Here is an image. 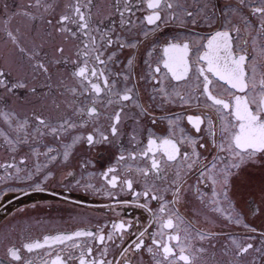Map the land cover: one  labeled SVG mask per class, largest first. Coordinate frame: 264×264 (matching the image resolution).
<instances>
[{
  "label": "snow or ice",
  "instance_id": "snow-or-ice-1",
  "mask_svg": "<svg viewBox=\"0 0 264 264\" xmlns=\"http://www.w3.org/2000/svg\"><path fill=\"white\" fill-rule=\"evenodd\" d=\"M201 25L212 31L198 34ZM169 28L175 33L165 37ZM162 124L166 134L156 131ZM78 145L116 149L99 187L87 173L93 162L81 161L82 187L112 201L105 207L113 212L143 210L148 224L133 231L137 222L121 218L46 234L8 246L0 264H199L224 235L225 255L252 252L251 264H264V232L244 222L232 196L243 168L264 166V0H236L224 11L214 0H5L0 150L9 162L0 169L11 171L0 183L43 191ZM125 192L130 200L119 198ZM189 193L211 216L242 225L249 242L197 227L199 210L180 211ZM113 247L119 254L109 258Z\"/></svg>",
  "mask_w": 264,
  "mask_h": 264
},
{
  "label": "flooded vegetation",
  "instance_id": "flooded-vegetation-1",
  "mask_svg": "<svg viewBox=\"0 0 264 264\" xmlns=\"http://www.w3.org/2000/svg\"><path fill=\"white\" fill-rule=\"evenodd\" d=\"M5 0H0V6ZM216 9L224 11L227 5H235L236 0H214ZM7 3L15 5V0H7ZM247 14L248 9L245 8ZM253 23L255 19L253 18ZM189 23V28H191ZM217 25H213V28ZM200 35H207L212 29L207 25L197 26L194 29ZM175 33L174 28L165 31L164 36L168 37ZM249 49L251 44L249 43ZM67 50V46H66ZM143 52V50H141ZM126 50L121 60L128 55ZM7 71V69H5ZM172 112L180 111L179 107L172 108ZM160 115V112H157ZM148 122L146 121V124ZM185 127H189L185 122ZM91 128L83 129L84 132L90 131ZM156 131L160 134H166V124L159 125ZM194 134V133H193ZM128 143L127 139L124 141ZM202 155H207L201 150ZM116 155V149L111 146L97 145L89 149L86 145H78L75 154L68 164H57L52 167L53 178L42 184L43 191H36L31 183H0V257L5 255L6 248L12 244L19 247L23 242L29 240L41 239L46 234L71 233L78 229H91L95 231L96 225L110 223L121 218L137 222L133 229L146 226L149 221L148 214L141 209L128 207L117 208L115 212L109 210L105 205L113 203L103 195H94L86 191L82 184L85 182L87 173L94 174L89 177L91 182L97 187L104 182L100 179L99 173L104 171L112 162ZM82 160L92 161L88 165L87 173L80 168ZM9 162V156L0 150V163ZM6 171L0 169V174ZM68 171L75 172V178L68 177L64 179ZM76 180L81 181V185L76 184ZM63 181V182H62ZM189 184L195 183V177L189 180ZM232 196L237 209L243 214V220L248 225L264 232V203L261 202L260 193L264 191V166H250L243 168L240 173L232 180ZM137 190H141L139 184L134 185ZM119 198L130 200V193H119ZM170 198V197H169ZM187 204L181 205L180 211L188 217H193L195 210L200 211V216L194 217L197 221V227L204 229H213L223 231L226 234H232L240 239L241 243L249 241L244 240L243 234L246 229L235 224H228L219 217L211 216L189 193ZM250 205L261 209L259 213L252 214ZM151 207H157L156 202H151ZM211 217L216 224L205 223L204 218ZM105 231H108L106 228ZM183 235V233H182ZM193 235H195L193 233ZM229 243L228 235L219 237V243L215 249H209L205 259L199 264H251L255 253L249 252L240 258H236L232 252L225 255L222 251L223 246ZM229 248H234L229 244ZM212 253H215L214 257ZM55 253H53L54 255ZM119 254V249L111 248L109 258ZM25 257L28 254L24 253ZM41 255L43 253L41 252ZM35 258V254H33ZM145 256V260H147ZM139 264V262H138ZM150 264V262H149Z\"/></svg>",
  "mask_w": 264,
  "mask_h": 264
}]
</instances>
